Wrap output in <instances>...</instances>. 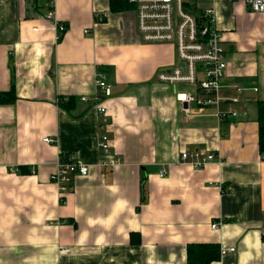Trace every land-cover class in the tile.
<instances>
[{
    "label": "crops",
    "instance_id": "0c3cea01",
    "mask_svg": "<svg viewBox=\"0 0 264 264\" xmlns=\"http://www.w3.org/2000/svg\"><path fill=\"white\" fill-rule=\"evenodd\" d=\"M200 2L223 33L224 83L246 89L220 122L210 108L184 114L176 94L196 85L157 80L180 62L173 45L141 40L127 0H0V92L14 85L0 101V264H187L191 244L235 248L210 264H264V16L241 0ZM97 131L114 167L97 165ZM185 149L215 157L193 167ZM66 158L89 171L61 193L50 176Z\"/></svg>",
    "mask_w": 264,
    "mask_h": 264
},
{
    "label": "built area",
    "instance_id": "2783aa9c",
    "mask_svg": "<svg viewBox=\"0 0 264 264\" xmlns=\"http://www.w3.org/2000/svg\"><path fill=\"white\" fill-rule=\"evenodd\" d=\"M135 12L136 30L144 42L168 43L173 45L179 64L160 69L157 80L170 85L186 83L196 85L193 92H178L176 98L186 115L192 114V107L210 108L219 122L229 117H236L234 106L241 101L246 90L239 84L224 83L227 61L222 45L223 33L217 27V15L213 5L202 6L194 0H127ZM245 6L264 16V0H241ZM47 20H54V26L62 34L66 30L64 23L55 21L53 9L45 15ZM59 37V36H57ZM58 39V38H57ZM95 77V90L92 103L99 119V128L107 125L109 113L104 104L111 95V88L103 74ZM231 87L234 94L226 95L225 88ZM257 90V88H253ZM85 99L84 97L82 98ZM95 145L99 152V167H114L119 160L110 152V142L105 132L97 131L94 135ZM43 141L52 142L50 138ZM215 154L203 150H183L179 160L193 167L204 166L214 159ZM88 165L79 163L73 158L57 161V169L51 173L50 180L67 192L76 175H86ZM162 175L163 173L160 172ZM218 223L212 222L211 228L217 229ZM234 247L220 248V255L234 251Z\"/></svg>",
    "mask_w": 264,
    "mask_h": 264
},
{
    "label": "trees",
    "instance_id": "16d2710c",
    "mask_svg": "<svg viewBox=\"0 0 264 264\" xmlns=\"http://www.w3.org/2000/svg\"><path fill=\"white\" fill-rule=\"evenodd\" d=\"M31 11L30 9H28ZM33 10V8H32ZM37 11V8L33 12ZM63 34V33H62ZM61 39V34L58 40ZM14 85L12 84L11 89L6 93L0 92V101L4 99H12ZM257 122H258V136H259V150L264 153V101L257 102ZM219 257V250L217 245H202V244H191L187 247V264H210L212 261Z\"/></svg>",
    "mask_w": 264,
    "mask_h": 264
},
{
    "label": "rangeland",
    "instance_id": "374dc122",
    "mask_svg": "<svg viewBox=\"0 0 264 264\" xmlns=\"http://www.w3.org/2000/svg\"><path fill=\"white\" fill-rule=\"evenodd\" d=\"M195 2H197V3H199L200 2V0H194ZM176 85V84H175ZM179 89L180 90H185V88L184 87H179Z\"/></svg>",
    "mask_w": 264,
    "mask_h": 264
}]
</instances>
